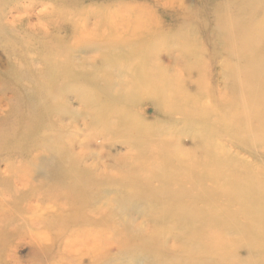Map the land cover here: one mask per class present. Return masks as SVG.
Instances as JSON below:
<instances>
[{
    "label": "bare ground",
    "instance_id": "6f19581e",
    "mask_svg": "<svg viewBox=\"0 0 264 264\" xmlns=\"http://www.w3.org/2000/svg\"><path fill=\"white\" fill-rule=\"evenodd\" d=\"M52 1L56 7H50L51 0H28L27 3L6 8L0 12L2 14L0 49L2 56H6L7 61L5 72H0V112H4L5 118L9 120L8 123H5V128H0V155L7 151L5 154L12 157L14 151L21 150L22 152L25 146L26 149L31 146L35 152L31 150L33 154L27 156L35 160L45 152L46 148H49V146H45L46 143L50 145L53 143L55 145L54 157L60 162L59 177L76 182L78 180L77 184L73 183L68 187L72 193L70 198L74 201L76 197L78 204L74 203L69 206L57 202L56 205L61 210H48V203V208L44 209L42 214L29 204L23 208V211L15 212L10 208L7 216H0V250L9 249L8 260L3 258L0 264H20V259L16 255L10 254L14 245L8 244V235L24 233L23 236L18 237L23 239L21 242L29 238L36 247L41 248L45 244L40 240L41 243L38 242L37 236L31 233L33 230H41L45 234V232L52 231L50 228L57 224L62 232L63 229L69 228L70 216L77 218V223L80 222V224H92L101 220L97 217L98 212L91 208L89 199L90 195L94 194L92 185L83 184L85 180L77 173L78 160L75 156H78L77 151L82 142L77 143L79 133L76 134V130H79V126L76 117L80 113L77 108H73L66 102L70 97L75 101L80 100L88 112L93 113L90 122L92 128L97 126L99 129H103L104 125H110L111 132L120 135L124 141L126 139L125 143L136 152L130 155V157L136 158L129 164L120 165L119 168L122 166L123 170L119 171L118 175L121 176L120 179L126 183L128 188L134 190L133 198L136 196L138 201L150 205V220L153 223L151 227L163 229V231H159L163 235L167 234L163 237L164 239H168L170 236L176 240L182 238L185 246L189 247L180 250L177 256H172L170 258L172 262L179 260L178 263H180V260H183L184 264H188L191 260L199 262L200 259L208 258L214 264H223V257L226 259L235 255L238 257V253L247 252V257L235 259L234 264H264V169L251 168L250 162L243 161L237 155L232 156L223 148L217 137V133L222 127L228 128L227 121L229 120L242 132L238 136L239 142L252 153L264 158V151H261L264 150V86L261 84L257 92H252L249 88H245L244 91L242 87L244 83L239 80L240 70L235 66L238 62L244 61L251 65L250 73L264 68V20L242 13L245 9H255L253 15L257 12L264 13V0H223L212 11L216 21L220 19L224 22L223 25L217 26L219 32L215 33L216 38L213 40L216 42V49L227 51L233 59L231 60L232 69L223 77L227 81L224 84V90L217 89L219 105L225 112L223 115H217L220 117L218 119L215 118V113H209L207 109L205 111L201 108L202 103L200 104L198 97L195 96L199 91H196L198 82L193 80L194 74L189 76L182 72L183 70L176 72L174 69L177 68V65L174 66L179 60L174 57V51L177 50L176 42H173L175 45L173 46L169 42L171 39L167 34L163 33L168 36L164 38L166 40L157 41L158 39L152 38L151 40H156V43L150 48L147 44L145 45L148 47L141 45L142 49L134 52L137 55L134 56L131 53L130 55L133 56L130 58V55L127 54L126 56L130 58L127 63L129 62L131 65L127 70H124L125 56L122 53H124L126 44L134 45L138 49V44L144 40L145 43L148 41L144 35V37L136 35L133 39L129 36L130 39H128L127 19L120 16L123 6L121 9L117 7L119 8L117 10L114 6V11L110 12L109 10L112 8L107 7L110 5L105 6L104 3L102 5L100 3V6H97L99 3L96 5L99 7L98 10V8L89 5L90 3L87 7H84L85 4L81 6L80 0ZM210 1L214 3L216 0ZM78 5L81 7L77 10ZM127 5L129 4L127 3ZM130 7L128 8L130 9ZM106 11L108 13H105ZM118 14L119 16H117ZM124 14L126 16V13ZM139 14L142 15L140 10L138 13L140 18ZM143 17L141 19H144ZM122 18L125 19L122 21ZM136 19L138 20L137 17ZM205 20L206 18H203L202 22ZM190 23L184 22L183 25ZM138 24L142 29L148 23L143 25L144 23L139 21ZM139 26L136 27V30L134 29L135 33ZM15 27H19L18 32L21 38L19 40L15 36ZM191 27V29L196 28V25ZM28 35L40 38L39 46L41 52L44 51V56L39 57L40 66H35L32 58L25 52L27 60L24 64L20 63L21 60L17 61L14 59L15 57L13 60L11 57V53L15 52L11 47L16 41L19 46L23 44L24 49L28 50V53L30 52L32 40L28 38V41ZM163 35L161 36L163 37ZM249 36H252V40L249 38V41H246ZM210 37L212 35H209L207 39L208 44L213 43ZM188 38L184 39L181 51L194 53L193 48L197 45H194L195 43H192V40ZM165 41L167 43L163 44ZM38 50L36 49L35 52ZM98 52H100L99 55L95 56ZM113 53L118 54L113 57ZM163 57L167 58L166 62ZM192 69L194 73H202L197 64H194ZM224 72L222 71L221 74ZM250 73H244L249 80L248 87L260 81ZM77 81L86 83V86H96L97 88L95 90L91 88V90L88 87V91L79 85L83 88L81 92L80 87L73 88ZM14 84L18 85V89ZM100 84L106 85V89L103 91L104 96L99 95ZM71 85L74 86L71 87ZM5 88L11 95L15 93L14 97H17L18 94L15 102L20 100L21 104L18 105L20 108L19 110L17 108V112L11 105L13 96L7 98L6 102L4 101L3 97L8 95L7 92L5 93ZM22 104L24 105L23 110L21 109ZM148 105L155 113L152 118L147 116L145 107ZM5 106L9 108L7 111ZM94 107L98 108L96 114L100 118L97 124L93 120ZM83 115H87V113ZM13 117L18 120L16 118L13 120ZM48 120L54 122L46 126ZM179 122H181L180 125ZM181 125L182 132L177 135L176 131ZM39 127L43 129L44 133L42 131L41 134L31 138L33 128H36L37 131ZM20 128L25 131L21 133L23 138L18 132ZM30 129L31 133L28 132ZM173 130L175 132H172ZM105 132L102 130L100 134H97L98 137L105 138L106 134L102 137ZM160 132L169 137L163 138L160 136ZM17 133H19L18 140ZM105 145L107 142L101 144L102 147ZM139 145H149L150 147L145 149L147 153L139 148ZM230 146L232 149V145ZM234 152L236 153V151ZM147 154H150V157ZM113 157L112 152H109L107 158ZM25 159L28 158L20 157L21 162ZM140 159H144V162H140ZM260 164L258 166H261ZM262 164L264 165V163ZM28 166L19 164L18 168L21 172L17 173L16 177L14 176L16 168L8 166V170L5 171L9 175L0 174V194L16 190L15 187L20 184L25 175H31L33 178L32 171L35 169ZM93 166L97 169L99 167L96 162L91 167ZM106 166L109 168L108 165ZM92 173L96 172L92 171ZM104 173H107V170ZM102 174L103 172L94 176L100 178ZM28 187L25 184L23 191ZM50 196L51 194L46 193L48 199ZM25 197L26 195L19 194L20 202ZM220 198L227 199L229 204L226 205L225 200V204L222 202L224 204L222 205L221 201H218ZM236 205L238 209L236 207L237 210L233 211L232 208ZM166 212L168 215H165ZM14 217L17 222L22 224L12 225ZM242 218L245 222L239 220ZM103 225H106V222ZM15 227L22 229L17 230ZM56 230L55 232H57ZM60 231L58 230L59 233ZM221 233H225L223 238L228 241L227 243H224L226 241L220 238ZM62 234L55 236L59 237ZM230 235L234 236L230 237ZM45 239L47 242V237ZM152 242L153 245L150 244V249L155 250L156 253H165V250L160 248L159 241L156 243V239L152 238ZM48 244L49 249L42 248L38 251L42 254L45 250L51 253L54 244L51 242ZM102 250H104L105 257L109 256L105 249ZM169 250H173V248ZM38 251L36 253L39 254ZM151 260H153L151 264H159L160 258L154 256ZM95 262L93 261V264ZM61 264L69 263L62 261Z\"/></svg>",
    "mask_w": 264,
    "mask_h": 264
},
{
    "label": "rangeland",
    "instance_id": "374dc122",
    "mask_svg": "<svg viewBox=\"0 0 264 264\" xmlns=\"http://www.w3.org/2000/svg\"><path fill=\"white\" fill-rule=\"evenodd\" d=\"M27 1L28 0H0V12H3L6 8L9 9L11 7L13 8L20 4L27 3ZM80 1L81 2L79 4H81V6H84V4H85L84 7L91 5L92 7L94 6L95 8H98V10H99V7L97 6H100V3L101 5L104 3L105 6L110 5V6H107L109 9L112 8V10H109L110 12L114 11V8H113L114 6H115V10L119 8L121 9L123 6V10L121 13L122 14L126 13V16L125 14L122 15L121 13H120V16H123L127 19L126 25L128 24L127 25L128 39L130 38L133 39L135 38L136 35L147 37L146 41L148 42L145 43V40H144L141 44H138L137 45L138 49L134 45L126 44L125 49L127 50L125 51L124 49L123 51L124 53H122V55L124 54L125 56L124 57L125 58L124 70H127L129 66L131 65V64L129 65V62L127 63V61L131 58V56L137 55V54H134L136 50L138 51L141 50L142 46L143 47L149 46L148 48H150V46H153V44L156 43L157 39H158L157 41H160V40L162 41V39L166 40L164 38H167L169 36L168 38L171 39L169 42L173 44V46H175L174 43L176 42L175 43L176 48L177 50H179L178 52L177 50L174 51V54H175L174 57L175 58L177 57L179 59L174 66L176 67L177 65V68H174V69L176 70V72H178L177 70H183L182 72H184L185 74L189 76H192L194 74L193 80L198 82L196 91H199V93L195 94V96L198 97V101L200 102V104L202 103L201 108L203 110L207 109L209 113H212V114L215 113L214 115H215V118L217 119L220 118L217 115L225 114V112L221 110L222 108L219 105L217 89L222 88L224 90V84L227 81L223 77H225V74H227L228 71L232 69L231 60L233 59L230 53H228L227 51L224 52L222 49H219V48L216 49L217 45H216V42L213 40H215L216 38L215 33L219 32L217 26H219V24L223 25L224 22L223 20H220V19L216 21L215 17L213 16V12H212L214 8H216V5L218 6V4L220 2L222 3L223 0H216L214 3H212L210 0L209 1L208 0H175L174 3H173L174 0H162V1L161 0H104V1L103 0H80ZM52 2L53 1L51 0L50 7L51 8L56 7L54 4H52ZM120 2L121 3L123 2V3L121 4ZM98 3L99 5H97ZM127 3L129 5H133V3H135V5L137 4L136 5L137 7L135 5L130 7L129 5H127ZM231 3L232 1L230 2V4ZM174 5H175V8H174ZM62 6L64 8V3ZM81 6L78 5L76 9L78 10ZM134 6L135 8H132ZM47 7L49 8V6ZM128 7H130V9ZM144 7H147V8L145 9ZM170 7L172 8L170 9ZM231 7H232V4H231ZM140 8H143V9H140ZM139 10L142 13V15L139 14L140 18L138 16ZM254 11L256 10L255 9H245L242 11V13H246V15L249 17H255L256 19L264 20V13L257 12L255 15H253L252 13H254ZM105 13H108V12L106 11ZM1 16L2 14L0 13V19H1ZM117 16H119V14ZM117 16L115 18H117ZM191 16L194 17L193 18L194 20L190 18ZM136 17L138 18V20L136 19ZM141 17H143L145 21L144 19H141ZM125 18H122V21ZM203 18H206L205 22H202ZM139 21L143 22L144 23L143 25H146L145 23H148L146 25V27L148 28L142 27V29H140L139 24L137 25V22L139 23ZM184 22H188V23L191 22V23L184 26L183 25ZM136 25L139 26V29L135 33V30L138 28ZM190 25L191 26L196 25V28L193 27L194 29L193 30L191 29L192 27ZM18 30H19V27H15V36H16V39L19 40L21 38L19 37L20 33L18 32ZM163 33L165 35L167 34L168 36L163 35ZM170 33L171 34L173 33L174 36L171 35ZM184 33L185 35H183ZM161 35H163V37ZM209 35H212L213 37V38L210 37L211 41L213 42L211 44H208L207 42ZM28 36H27V39L29 38L32 40L31 46L29 49L30 52L28 53V50L24 49L23 44L20 43L21 45L19 46V43L16 41L14 43V46L11 47L13 51H15L11 53V57L12 59L15 57L14 59H17V61L21 60L20 63L23 62L24 64V62L27 60L26 58L27 56L24 55V52H25L26 55H29L30 58H32L35 66H38V65L40 66L39 57L44 56L43 55L44 51L41 52V48L39 46V43H41L40 38L38 37L35 38L33 35H28ZM158 36L159 38H157ZM160 37L162 38L160 39ZM152 38L153 39L156 38V40L155 41L151 40ZM187 38L192 40V43H195L194 45H197L195 48H193L194 50V53L192 52L193 54L191 52L184 53L183 51H181L182 50L181 48L183 47V44L185 42L184 39H187ZM249 38L252 40V36L251 37L249 36L248 39H246V41L247 40L249 41ZM165 43L167 42L165 41L163 44ZM145 44H147L148 46H146ZM36 49L37 50L39 49V50L35 52ZM128 50H131L132 52ZM39 51L40 53H38ZM99 53L100 52H98L95 56H98ZM131 53H133V55H130ZM195 53H197L198 55L197 54L195 55ZM117 54L118 53H113V57L114 55L116 56ZM127 54L130 55V58L126 56ZM1 56H2V51L0 49V61H1L0 72H5V66L7 64L6 56H2V57ZM163 60L166 62L167 58L163 57ZM209 62L211 65L209 64ZM194 64L198 65L202 73L200 74H198L197 72L194 73V70L192 69V66ZM235 66H237L240 70L239 80L241 81V83H244V85H242V87L244 88V91H245V88H249L252 92H257L261 84L264 86V68L257 69V71L255 72L252 71L253 73H250L251 65L246 64V62L244 61L238 62V64H236ZM222 71H225V72L221 74ZM215 73H218V74L216 75ZM244 73L246 74L250 73L252 74V76L259 78L260 81H258L254 85H251V87H248L249 80L244 75ZM184 79L186 80V78ZM74 85H71V87L74 86L73 88H75V87H80L82 85L83 88H86L88 91H89V88L90 89L93 88L94 90L97 88L96 86H91V87L89 85L86 86V83H82V81L81 82L77 81L76 83H74ZM15 86L17 87L18 85L16 84ZM99 87H100V89L98 88L99 89L98 91H100L99 95L101 96L102 94L104 96L103 91H105L106 85L100 84ZM83 88L82 87L79 88L81 92L83 91L82 90ZM6 89L7 88H5V93L7 92L6 94L8 95H6V97H3L4 101L6 102L7 98L13 96V103L11 101L12 103L11 105L13 109L15 108L14 110L17 112V108L18 110L20 108L18 105L21 104L20 100L19 102L17 100V103L15 102L16 101L15 99L18 97V94L16 92L17 97H14L15 93L14 95H11L9 90L8 89L6 90ZM86 89L85 91L88 92ZM71 98L72 97L68 98L66 102L72 105L73 108H77L79 110L78 113H80L78 117H76L78 126H79V130H76V134L79 133V139L77 143L79 144L80 142H82L80 143L78 151H77L78 156H75L78 160L77 173H79V176H82V179L85 180L84 183H83V180L81 181L83 184L92 185L94 194L90 195L91 198L89 199L91 200V208L92 210L98 212L97 217L101 220L98 222L92 223V224H89V223L80 224V222L77 223V218H73L70 216L69 218L70 226L67 229L65 228L66 230L63 229L62 232L60 231L61 228L59 227L60 228L59 229L57 227V224L56 226L55 225L52 226L53 228L52 227L50 228V230L52 231L45 232V234L41 230H33L31 233L37 236L38 242L41 241L42 243L45 244L44 247L42 246L41 248L36 247L34 243L32 242V240H30L29 238H26L23 242H21V240L23 239H20L18 237L23 236L24 233H17L16 235H11V236L8 235L7 237L8 244L10 246L12 244L14 245V249L10 252V254L16 255V257L20 259L19 260L20 264H61L62 261L64 263H69V264H93V261H96L95 264H151L153 263V260H151V258L154 256H157L158 258H160L159 264H184L185 262L183 260H180V263H178L179 260H174L172 262L170 258L172 256L174 257L177 256L180 250L186 249L189 247L185 246L182 238H177L176 240V238H173L172 236H170L168 239H164L163 237L166 236L167 234L165 233L163 235V233L161 232L163 231V229H158V228L153 229V227H151L153 223L150 220L151 218L150 217L151 213L149 211L150 205L146 202L143 203L141 201H138V199L135 198L136 196H134L133 198L132 193H134V190L131 188H128V186H126V183L123 182L122 179H120L121 176L118 175L119 171L122 172L123 170L122 166L121 168H119L120 165H127L125 163L129 164V162H131L134 158H136V157H130V155L135 154L136 152L133 151V148L130 145H127L125 143L126 141L125 138H124L125 139L124 141L123 138L120 137V135H117L116 133L111 132L110 125H104L103 129H99L97 126H95V128H92L90 122H91L93 113L88 112V110L82 105V102L80 100L75 101V99H71ZM210 104L211 106H209ZM11 105H10V109H11ZM5 108H6V111L9 109L7 106H5ZM145 108L147 110L148 117L152 118L155 116L154 111L151 109L149 105L146 106ZM21 109L22 110L24 109L23 104L21 105ZM97 109H98L97 107H94L95 112L92 109L93 112L95 113L93 120L96 122V124H97V121L100 119L98 114H96ZM86 113L87 115H83ZM5 116L6 115L4 112H0V118H2L0 119V128L1 127L5 128V123L9 122V120H7ZM15 118L13 117V120ZM148 119L149 121H151L150 118ZM16 120H18V118H16ZM50 121L51 120L46 121L47 123L45 122L46 126H49L51 125L52 122H54V121H51V122ZM48 122L50 123L48 124ZM65 123L67 124V121ZM180 124L181 122H179V125ZM233 124L234 123H231L228 120L227 121L228 128H226V126L222 127V129L218 131L219 132L217 133L218 135L216 134L220 142L222 143L223 148H225L227 152L231 153L232 156L237 155L243 161L250 162L249 166L251 168H254V169L258 168L259 170L264 169V165L262 164L264 163V158L260 157L259 155H256L255 153H252L251 150H249L246 146H244L243 144L239 142L238 136L242 132L240 129L236 128V125H233ZM182 129L183 128L181 125L180 127H178L176 134L177 135L181 134ZM102 130L106 131L102 135V137H104V135L106 134L105 138H99L97 135V134H100ZM42 131L43 129H41L40 127L37 128V131H36V128H33L31 138L36 135L41 134ZM18 132L20 134L17 133V140H18V134L21 137V133L25 131L23 128H20ZM28 132L31 133V129ZM172 132H175V130H173ZM159 134L163 138L169 137L168 135H165L162 132H160ZM235 136L237 137L235 138ZM21 138H23V136ZM104 142H107V145L102 147L101 144ZM230 145H232V149ZM45 146L47 147L49 146V148H46L44 150L45 152L40 154L38 158L35 160H32L31 159L32 157H30L33 154L32 151L35 152V149H33L31 146H28L30 149L29 148L26 149L27 147L25 146L26 150L24 149L22 150V152L21 150L17 149L18 153L14 151L13 152L14 154L12 155V157H8L5 154L7 153V151L0 155V161H1L0 162V174H2L3 176L9 175V173L5 171V170H8V166H9L10 168H13V167L14 169L16 168V172L14 173V176L16 177L17 173L21 172L18 168L19 164L21 163L26 164V166L29 165L28 167L35 169L34 171H32L33 178L31 175H28V176L25 175L24 179H21L20 184H17V186L15 187L16 190L12 192H3L2 194H0V216L1 215L4 217L7 216L9 214L10 208L13 209L15 212L23 211V208L27 204L31 205L40 214H42L44 209L48 208L47 207L48 203H49L48 210L49 209L50 210H53V209L61 210L59 207H57L56 205L57 202L60 204H67L69 206L74 203L78 204V200L76 197L74 198V201L70 198V195H72V193L68 189V187L70 185L72 186L73 183L77 184L78 180L76 182L73 180H66V179L59 177L60 172L58 170V166L60 162L57 161L54 157V153H55L54 146L55 145L53 143L51 145L46 143ZM148 147L150 146L149 145H139V148H141L142 150H145ZM150 151L152 152V150ZM234 151H236V153ZM261 151H264V150H261ZM109 152H112V154L114 155V157L111 159L107 158ZM19 153H22L24 158H28V159L27 160L25 159V161L21 162L20 157H23V156L22 154H19ZM80 154H83L84 156ZM27 155H30V156H27ZM147 156L150 157V154H147ZM85 157H88V158L86 159ZM119 161H121V163H118ZM139 161L144 162V159H140ZM94 162H96L99 165L98 167L99 170L95 166L91 167L94 164ZM259 164L261 166H258ZM106 165H108L109 168H107ZM105 170H107V173H104ZM92 171H95L96 173H92ZM101 172H103L102 177L99 178L98 176L97 177L94 176V175L100 174ZM56 177H59V178L57 179ZM25 184L29 186L26 189L27 192L26 190L23 191L25 189ZM208 184L210 185V183ZM46 193L51 194L50 199L46 197ZM19 194L26 195L24 199H21L22 202H20ZM220 199L218 201L219 202L221 201V204L222 202L225 204V200L227 202L226 205L229 204V201L227 199L225 198H224L225 200H223V198H220ZM236 207L238 209V206L236 205L232 208L233 211L234 209H236ZM165 215H168V213L166 212ZM239 220L244 221V218L239 219ZM12 222H13L12 225H15L17 223H19V225L22 224L21 222H17V220H15V217ZM105 222H106V225H103V223ZM15 228H17V230L22 229L21 227H15ZM55 230L57 232H55ZM58 230L60 231V233L58 232ZM56 234L58 235L62 234V235H60L59 237H56L55 236ZM224 236H225V233L220 234V238L226 241L223 238ZM231 236L232 235H230V237ZM46 237H47V242L45 239ZM152 238L156 239V243H158L159 241L160 248L165 250V253H162V252L156 253L155 250L150 249V244L151 246L153 245ZM50 242L51 244L55 245V246L53 245L54 249L52 250L51 253H49V251L47 250H45L43 254L38 251L39 249H42V248L49 249L48 243ZM227 242L228 241L224 243H227ZM170 248H173V250H169ZM102 249H105V252H107L109 256L107 255L105 257L104 250ZM8 250L9 249L3 250V251L0 250V261L1 260L3 261V258L8 260V255H7ZM36 251H38L39 254L36 253ZM242 257L244 258L247 257V252H245L244 254L243 252L238 253V257L236 255L229 257L227 259L223 257L222 262L223 264H234L235 259L237 260L243 259ZM194 263L195 264H214L208 258L200 259L199 262H196L195 260H191L188 264H194Z\"/></svg>",
    "mask_w": 264,
    "mask_h": 264
}]
</instances>
